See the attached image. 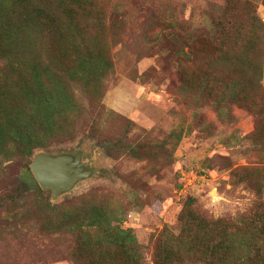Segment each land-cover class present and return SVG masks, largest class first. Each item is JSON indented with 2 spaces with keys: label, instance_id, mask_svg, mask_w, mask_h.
Segmentation results:
<instances>
[{
  "label": "trees",
  "instance_id": "16d2710c",
  "mask_svg": "<svg viewBox=\"0 0 264 264\" xmlns=\"http://www.w3.org/2000/svg\"><path fill=\"white\" fill-rule=\"evenodd\" d=\"M222 1L211 5L204 23L154 14L150 28L165 31L163 43L173 49L184 104L212 108L222 124L236 122L234 106L252 111L255 128L249 139L264 163V21L251 0ZM114 2L0 0V177L7 162L26 169L14 188L0 193V209L13 219L27 217L41 232L67 236L73 264H146L144 247L132 229L120 226L110 200L90 191L55 206L28 171L36 150L86 129L102 132L104 146L121 145L123 155L149 157L152 143L128 145L107 137L101 127L109 117H120L101 104L121 34L119 25L108 21ZM183 132L176 126L160 146L171 140L176 146ZM232 173L236 184L261 196L264 167H238ZM178 218L177 234L164 228L157 236L153 264H264V202L239 217V226L231 217L209 216L192 198Z\"/></svg>",
  "mask_w": 264,
  "mask_h": 264
},
{
  "label": "rangeland",
  "instance_id": "374dc122",
  "mask_svg": "<svg viewBox=\"0 0 264 264\" xmlns=\"http://www.w3.org/2000/svg\"><path fill=\"white\" fill-rule=\"evenodd\" d=\"M251 1L258 6V15L264 21L262 0ZM222 2H114L108 21L118 24L121 34L112 49L113 72L105 82L101 104L120 117H109L101 127L107 137L123 138L128 145L152 143L148 147L150 158L141 161L123 155L119 152L121 145L104 146L103 134L100 132L99 136L96 129L82 130L74 139L58 140L34 152L66 156L81 152L88 178L55 200L50 191H45V195L55 206L69 205L90 191H95L100 200H110L122 218L120 226L132 229L144 247L146 264H153L155 240L164 228L174 234L180 231L178 217L188 198L194 199L209 216L231 217L238 226L239 217L251 212L258 201L264 202V181L258 197L243 184H236L232 173L238 167H264L249 139L255 128L252 111L234 106L236 122L222 124L212 108L203 105L196 110L194 105L184 104L179 91L180 74L170 54L173 49L163 43L165 31L150 28L154 14L167 20L176 16L204 23L211 5ZM194 115L202 118L196 121ZM178 125L184 131L178 144L175 146V140H171L161 147ZM4 165L9 167L0 177L1 194L14 188L16 178L26 171L20 163ZM28 171L34 179L29 167ZM186 182L187 192L179 196L176 191ZM27 204L32 211L31 199ZM5 210L0 209V264H73L67 236L41 232L39 224L29 222L27 217L13 219L11 212Z\"/></svg>",
  "mask_w": 264,
  "mask_h": 264
},
{
  "label": "water",
  "instance_id": "95a60500",
  "mask_svg": "<svg viewBox=\"0 0 264 264\" xmlns=\"http://www.w3.org/2000/svg\"><path fill=\"white\" fill-rule=\"evenodd\" d=\"M81 152L75 156L66 154L52 155L38 151L33 154L29 170L42 191H50L51 199L67 194L75 186L88 178L84 170Z\"/></svg>",
  "mask_w": 264,
  "mask_h": 264
},
{
  "label": "built area",
  "instance_id": "2783aa9c",
  "mask_svg": "<svg viewBox=\"0 0 264 264\" xmlns=\"http://www.w3.org/2000/svg\"><path fill=\"white\" fill-rule=\"evenodd\" d=\"M188 183L186 182V183H184V184H182L180 187H179V189L176 191V194L178 193V195L180 196V195H184L185 196V194H186V192H187V189H188Z\"/></svg>",
  "mask_w": 264,
  "mask_h": 264
},
{
  "label": "crops",
  "instance_id": "0c3cea01",
  "mask_svg": "<svg viewBox=\"0 0 264 264\" xmlns=\"http://www.w3.org/2000/svg\"><path fill=\"white\" fill-rule=\"evenodd\" d=\"M262 85L264 86V57H263V78H262Z\"/></svg>",
  "mask_w": 264,
  "mask_h": 264
}]
</instances>
